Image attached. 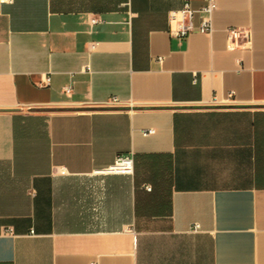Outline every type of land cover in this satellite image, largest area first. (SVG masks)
I'll return each instance as SVG.
<instances>
[{
	"label": "crops",
	"instance_id": "obj_1",
	"mask_svg": "<svg viewBox=\"0 0 264 264\" xmlns=\"http://www.w3.org/2000/svg\"><path fill=\"white\" fill-rule=\"evenodd\" d=\"M189 1L0 0V264H264V0Z\"/></svg>",
	"mask_w": 264,
	"mask_h": 264
},
{
	"label": "built area",
	"instance_id": "obj_2",
	"mask_svg": "<svg viewBox=\"0 0 264 264\" xmlns=\"http://www.w3.org/2000/svg\"><path fill=\"white\" fill-rule=\"evenodd\" d=\"M217 4L214 0H207V2L199 8L201 12V21L199 24V32L203 34H210L213 31L212 14L216 9ZM195 10L191 7L189 0H184L180 9L172 10L169 14L171 23H175V28L171 29V34L179 38L187 37L194 30V17ZM97 22V19H92V23ZM249 32L240 28H229L228 30V49L237 50L243 48V38L248 37ZM89 70V66H86ZM49 81V78H48ZM66 92L70 91L69 87L65 88ZM116 98H114L115 100ZM154 133V129H149L143 132V135ZM134 171L133 158L128 155L116 156L114 162L106 168L98 172L104 174H132ZM150 190V186H146Z\"/></svg>",
	"mask_w": 264,
	"mask_h": 264
}]
</instances>
